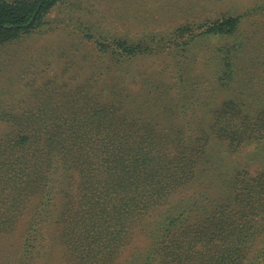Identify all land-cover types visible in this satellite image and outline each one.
<instances>
[{"label":"trees","instance_id":"obj_1","mask_svg":"<svg viewBox=\"0 0 264 264\" xmlns=\"http://www.w3.org/2000/svg\"><path fill=\"white\" fill-rule=\"evenodd\" d=\"M62 1L0 0V46L34 33ZM259 13L264 0L189 22L168 39L184 52L203 36L234 37L243 18ZM146 39L95 42L117 80L97 93L75 88L49 98L50 107L0 106V233L23 222L13 264H41L47 236L62 264H121L127 251L123 264H264V58L255 88L189 126L193 113L183 117L180 90L167 100L174 109L154 112L163 95L151 97L150 87L161 85L148 78L144 112L141 93L127 88L143 79L132 71L136 62L161 49ZM239 45L221 48L223 88L234 78L230 56ZM164 115L187 121L160 127ZM244 153L246 162L237 163Z\"/></svg>","mask_w":264,"mask_h":264},{"label":"rangeland","instance_id":"obj_2","mask_svg":"<svg viewBox=\"0 0 264 264\" xmlns=\"http://www.w3.org/2000/svg\"><path fill=\"white\" fill-rule=\"evenodd\" d=\"M253 2L63 0L49 11L42 26L34 33L0 46V100L5 101L0 106L28 109L36 103L50 107L54 103L47 104L49 98L57 101L64 93L75 88H82L89 94L97 93L117 80L111 81L116 70L110 68L113 64L101 58L96 41H109L117 37L138 42L156 37L157 43L146 40L161 49L136 62L132 71L136 70L133 72L143 79L138 80L137 85L127 88L141 93L143 103L140 106L144 112L151 106V103L144 104V100L148 99L144 97L143 83L148 78L151 77L155 84L161 85V89L150 87V94H153L151 97L156 99L158 93L163 95L154 105V112L164 106L169 107V110L174 109V105L169 106L167 100L174 97V91L180 90L183 101L178 103V108L183 112V117L187 118V113H193L187 125L203 123V113H207L206 119L211 118L217 114L225 100L255 88L257 74L261 70L259 63L264 58V13L243 18L234 37L203 36L184 47V52L181 50V42L173 44L169 42L168 36L189 22L199 23L207 18L214 20L224 15L245 12ZM237 43H240L237 51L230 56L235 75L230 84L223 88L218 84L226 65L222 60V49ZM174 83H177V87L169 88ZM125 110L129 111V106ZM186 121L182 123L177 118L169 122L164 115L158 122L160 127H167L169 123L178 127ZM213 153L220 154L219 146L214 147ZM230 157L233 160L234 156ZM237 157V163L241 159L246 162V153L241 158ZM250 166L252 171L257 168L254 163H250ZM22 225L23 222L8 234L0 233L2 264H13L15 257L10 256V253ZM48 232L52 233V229ZM52 241L46 237L47 248L41 264L46 263L50 257L48 264H62L63 256H57V250L53 254L49 253ZM134 244L141 246L143 241L138 239ZM130 253L127 251L121 255L119 262L123 264L121 261L128 260Z\"/></svg>","mask_w":264,"mask_h":264}]
</instances>
